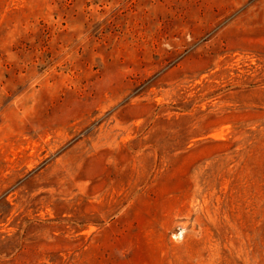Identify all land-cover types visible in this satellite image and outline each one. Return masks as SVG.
I'll use <instances>...</instances> for the list:
<instances>
[{
    "label": "rangeland",
    "instance_id": "obj_1",
    "mask_svg": "<svg viewBox=\"0 0 264 264\" xmlns=\"http://www.w3.org/2000/svg\"><path fill=\"white\" fill-rule=\"evenodd\" d=\"M0 264H264V0H0Z\"/></svg>",
    "mask_w": 264,
    "mask_h": 264
}]
</instances>
